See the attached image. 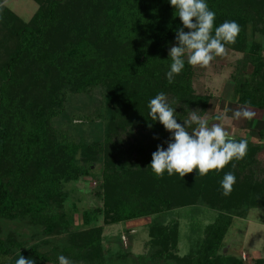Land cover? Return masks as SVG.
Masks as SVG:
<instances>
[{
	"label": "rangeland",
	"instance_id": "rangeland-1",
	"mask_svg": "<svg viewBox=\"0 0 264 264\" xmlns=\"http://www.w3.org/2000/svg\"><path fill=\"white\" fill-rule=\"evenodd\" d=\"M43 1L0 0V86L9 104L2 116L14 127L0 179L10 180L15 197L43 202L39 215L24 208L0 218V242L8 249L6 254L0 250V264H15L19 255L34 264H52L32 257L31 249L58 262L63 255L72 264L98 261L96 254L104 264H174L155 259L160 247L150 244L151 236H157L161 228L170 236L175 234L176 256L188 259L203 243L206 227L222 214L228 219L219 256L233 257L240 264H264V118L259 119L264 111L259 107L264 99V71L257 84L248 86L245 97L247 102L254 97L253 105L240 103L238 83L233 81L238 72L248 75L257 63L264 64V0L246 1L238 20L232 19L245 38V52L227 49L210 67H192L188 78L182 70L172 83L166 77L167 62L151 63L144 76L131 74L134 79H125L126 72L122 77L117 74L127 56L150 46L155 13L164 12L167 0H65L39 53L28 55L8 74L4 62L17 43L10 31L15 26L10 13L27 23ZM103 74L109 75L103 84L76 90L84 79ZM160 92L175 108L178 123L183 124L189 110H198L209 125L224 114L228 118L224 126L232 136L261 146L257 155L248 149L244 159L206 176L197 170L183 178L167 172L156 176L150 167L152 153L172 142V133L149 115L148 103ZM24 106L33 109L29 113ZM245 107L259 119L254 126L249 119L233 118L235 110ZM50 108L60 110L50 120L49 148L36 151L32 162L25 163L22 134L33 118ZM74 145L79 146L76 152L71 149ZM228 172L234 173L236 183L231 194L224 196L221 180ZM42 175L44 182H55V190L36 189ZM22 180L23 186L18 187ZM155 190L171 206L154 214L145 211L131 218L126 213L116 218L121 206L151 208ZM106 193L107 203L116 201L120 206L107 210ZM89 213L95 218L87 221ZM92 238L99 239L100 249L82 254V246Z\"/></svg>",
	"mask_w": 264,
	"mask_h": 264
},
{
	"label": "trees",
	"instance_id": "trees-1",
	"mask_svg": "<svg viewBox=\"0 0 264 264\" xmlns=\"http://www.w3.org/2000/svg\"><path fill=\"white\" fill-rule=\"evenodd\" d=\"M249 2V0H205L208 4L209 9L214 11L216 14L214 27H218L225 21H232L233 18L238 20L239 13H240V6L243 5L245 2ZM65 2L62 0H44L40 3L36 13L33 15L31 20L27 23L18 19V17L14 16L12 13L11 17L15 21V26L10 28V31L13 35L17 38V43L14 46L12 52L10 53L8 59L4 62L5 68L7 73L9 71L13 72L15 68H17L18 64L23 61L28 55L38 54L39 47L44 43L46 38V33H48L49 28L52 27L54 23V18L56 15V10ZM2 14V12H0ZM176 10L171 6L170 0L166 1V8L164 12H156L155 17L157 22L151 24L153 29V38L151 39L150 46L143 51H138L133 55H129L125 59L124 68H121V71L118 69L117 74L119 76L122 75L123 72H126V78L132 77L133 79L136 76H131V74L138 76H144L146 74L145 69L151 63L156 62H167V64L171 65L172 61L169 55L166 53L171 46H178V42L176 40L177 29L184 28L182 21L178 16H176ZM84 15V13H83ZM106 15V13H105ZM111 16H116L115 12H110ZM85 17V15H84ZM107 18V16H106ZM105 18V19H106ZM87 21L86 17L84 18ZM263 24L264 30V20H261ZM195 22V21H194ZM154 27V28H153ZM9 31V29H8ZM184 31L187 32L189 29L184 28ZM214 34V32H213ZM46 35V36H45ZM246 41L244 36L241 32L236 38L235 44H228L226 45V49L236 51V52H245ZM257 55V54H256ZM260 58V57H259ZM192 66H190L187 61L185 60V67H184V74L186 78L191 75ZM241 69V68H240ZM239 68L236 70L237 72L240 70ZM187 71V72H186ZM242 71V70H241ZM264 71V64L261 62L257 63L256 66L252 69V71L247 75H243L242 72H238L236 75L233 76V81L238 83V93L240 94V103L253 105V101L255 100L254 97L251 102L245 96H248V88L249 85L253 84L260 78H263ZM183 74V75H184ZM6 75V74H5ZM109 75L103 74L99 75L98 77L94 78H87L84 79L82 82L76 85V90H84L91 85H97L99 83L103 84L105 79H107ZM6 77V76H5ZM122 77V76H121ZM3 78V77H2ZM8 77H6L7 79ZM109 78V77H108ZM11 78H9L10 80ZM116 79V80H115ZM139 79V78H138ZM235 79V80H234ZM112 80L118 81L117 78H112ZM124 82V81H123ZM189 82V80H188ZM262 81H259V83ZM4 83V82H3ZM263 83V82H262ZM246 91V93H245ZM244 93V94H243ZM254 95V94H253ZM263 99V98H262ZM260 102V101H259ZM258 102V103H259ZM256 104V102H255ZM9 104L8 99L5 95V89L3 84L0 86V165L4 163L7 159L6 155L9 150V144H12L14 140V133H13V126L11 124H6L4 118L2 116L3 112L8 110ZM25 110L30 113L33 109L32 106H24ZM59 107V104H57ZM62 107V103L60 104V108ZM259 107L264 109V99L259 103ZM60 109H58L59 111ZM53 108H50L47 113L42 114L41 116H36L33 118L31 122L32 125L29 128H26L25 132L22 134L23 140V154H22V161L25 163L32 162L33 158L35 157L36 151H45L49 148L50 142L47 139L48 135V127L50 126V120L52 117L58 112ZM248 143V142H247ZM248 149L254 151V155L259 151V145L257 144H248ZM79 146L74 145L71 147L72 152H76ZM72 164L73 163L71 157ZM24 164H21L23 167ZM79 168V167H78ZM22 169L19 167L17 171H21ZM81 171V169H79ZM13 171V170H10ZM16 171V169L14 170ZM14 171L12 173H14ZM75 174L69 176L73 178ZM68 177V178H69ZM245 180V179H244ZM46 178L42 175L40 182V187L38 186L36 189H44L47 190L49 193L52 189L55 190L54 181L50 180L48 183L44 182ZM23 186V180L19 183L18 187ZM10 180L3 181L0 179V218L1 217H8L11 215H16L19 211L26 208L30 213H34L39 215L42 211V204L43 202L36 203L27 197H15L11 191ZM31 190V188H30ZM156 193V194H155ZM151 198L150 207L151 208H129L121 206L119 211L116 213V218L119 220L126 214L131 218H135L138 216H143L145 211H149V213L154 214L158 213L159 210L165 209V207L171 206V203L168 202L170 200L166 199L165 197L157 194V190H155ZM186 193V191L184 192ZM184 195H179V197H183ZM187 197V196H184ZM104 207L111 211L114 205H119L116 201L109 204V197L107 193L104 196ZM155 204V205H154ZM160 208H158V206ZM120 206V205H119ZM149 207V206H147ZM99 211L97 209L94 213L96 214ZM92 213L93 217L90 216L91 213L87 214V221L92 220L95 218V214ZM222 214V213H221ZM225 219H228L227 214L219 215V217L214 221V223L208 225L205 231V238L199 249L196 251V254H192L188 256V259L179 258L176 256V249H177V240L175 238V234L170 236L169 231L165 228H161L157 233V236H154L156 230H154L151 237L150 244L156 245L160 247L157 253L154 254L156 256V260L162 261L163 259H167V261L171 260L174 264H230V262H236L240 264L239 260H236L233 257H222L219 256L218 250L221 246L223 241L224 235L227 231V223ZM100 241L98 238H92L89 242L84 244L80 251L81 253H88V251H94L100 249ZM157 247V248H158ZM0 250L3 253H8V249H5L3 244L0 242ZM29 254L34 257L35 259L41 262H52V264H59L56 259L49 258L42 254L37 253L34 249L29 250ZM96 258L98 261L90 260V264H104L101 258L97 256ZM152 256V257H154ZM141 258V257H140ZM186 260H189L188 263ZM185 262V263H184ZM234 264V263H232Z\"/></svg>",
	"mask_w": 264,
	"mask_h": 264
},
{
	"label": "clouds",
	"instance_id": "clouds-1",
	"mask_svg": "<svg viewBox=\"0 0 264 264\" xmlns=\"http://www.w3.org/2000/svg\"><path fill=\"white\" fill-rule=\"evenodd\" d=\"M170 4L184 28L189 29L187 32L184 28L177 29L178 46H172L169 51L172 63L166 77L172 83L184 69L185 57L192 67L208 68L216 57L225 56L226 45L235 44L240 26L235 21H225L214 27L216 14L209 9L205 0H170ZM148 108L151 120H158L172 133V142L168 143L167 149L158 146L152 153L150 167L158 177L167 172L169 176L178 174L183 178L194 170L200 176H206L209 172L223 170L233 160H242L247 155V141L237 140L226 130L224 122L228 118L224 114L217 115L215 120L218 122L209 125L208 119L199 115L198 110H189L183 124L178 123L175 108L169 105L163 92L149 101ZM253 116L254 113L246 107L233 113L236 120L251 119ZM235 183L234 173H226L221 180L222 195L229 196ZM58 260L59 264H72L63 255ZM15 264H34V261L19 255Z\"/></svg>",
	"mask_w": 264,
	"mask_h": 264
},
{
	"label": "crops",
	"instance_id": "crops-1",
	"mask_svg": "<svg viewBox=\"0 0 264 264\" xmlns=\"http://www.w3.org/2000/svg\"><path fill=\"white\" fill-rule=\"evenodd\" d=\"M254 115H255V113H254ZM262 115V114H261ZM264 118V111H263V115H262V117H259V119H263ZM259 119L258 118H255V117H252L251 119H249V121H251L252 122V126H254V122L256 123V121H259ZM262 121V120H261ZM249 126V125H248ZM263 147H264V144L262 145ZM259 147L261 148V146L259 145ZM264 152V151H263Z\"/></svg>",
	"mask_w": 264,
	"mask_h": 264
}]
</instances>
